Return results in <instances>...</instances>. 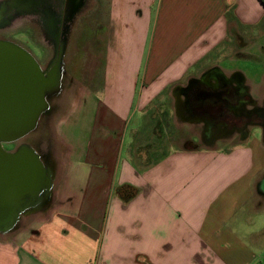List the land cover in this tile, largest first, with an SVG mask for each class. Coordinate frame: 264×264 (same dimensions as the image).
<instances>
[{
  "label": "crops",
  "instance_id": "crops-1",
  "mask_svg": "<svg viewBox=\"0 0 264 264\" xmlns=\"http://www.w3.org/2000/svg\"><path fill=\"white\" fill-rule=\"evenodd\" d=\"M106 4L100 72L80 76L77 119L58 130V179L33 221L0 234V264H264V140L193 131L206 87L251 82L235 59L264 32V4Z\"/></svg>",
  "mask_w": 264,
  "mask_h": 264
},
{
  "label": "water",
  "instance_id": "water-1",
  "mask_svg": "<svg viewBox=\"0 0 264 264\" xmlns=\"http://www.w3.org/2000/svg\"><path fill=\"white\" fill-rule=\"evenodd\" d=\"M62 49L50 69H42L34 56L10 41L0 40V232L16 227L20 214L48 201L53 175L38 152L22 143L6 150L35 129L47 111V97L61 86ZM264 191V178L261 182Z\"/></svg>",
  "mask_w": 264,
  "mask_h": 264
},
{
  "label": "rangeland",
  "instance_id": "rangeland-1",
  "mask_svg": "<svg viewBox=\"0 0 264 264\" xmlns=\"http://www.w3.org/2000/svg\"><path fill=\"white\" fill-rule=\"evenodd\" d=\"M86 5L87 6L83 9L82 14L80 15L82 16L80 17L81 20L79 23L77 22L74 25L67 39L62 61L64 69L61 67L62 75L60 91L58 95L54 94L56 96L52 98L51 96L53 95L47 97V101L49 102V111L43 116L39 117L38 123L34 130L14 142L3 144L6 150H14L20 144L25 143L32 146L36 151H41V153H43L47 159V166L51 169L53 177L58 172V170L56 172V169H59L61 153L63 152L64 148V145L58 134V130L59 132L62 131V129L66 128L69 123H72L73 120L75 121L77 119L78 110L75 99L79 78L80 76H85L89 73H92L93 75V72H96L97 74L100 72L98 63L102 60L101 55L99 54L101 43L97 39L96 35L98 30L101 32V29H96L94 27L93 17L103 14L107 4L106 0H99V7L96 8V10L94 9L93 0H89ZM37 33L40 35L38 30ZM26 35V30H24L22 31V34L17 36V38L27 42ZM39 38L41 39V36ZM256 42L257 45L252 44L246 49L248 51L247 53L249 57H239L235 60L239 61L237 67H241L244 71H249V69H251L255 73L252 74L253 76H249L250 81L255 84H251V82L242 83L245 87L243 92L247 93L251 100L241 102L240 108H243L244 113L248 112V110L259 108L261 114H263L264 32H262L261 35L257 37ZM34 51V54L37 55V49H34ZM51 55L52 53L49 51V53H47V57L50 58ZM261 73L263 74L260 77ZM213 86H217V84L215 83ZM63 116L64 118L62 120ZM209 119L210 117L207 119V127L196 126L193 130L194 133L199 136L201 135L206 137L207 139H212V144H216L219 147H222L231 141H239L243 138L241 135L236 133H233L227 137L222 136L220 131L218 133H213V135L210 136V133L207 132L209 128ZM211 120L214 129L217 130L218 128L224 127L222 128L224 131L225 128H227L225 127V124L220 125V121L217 118H214V116ZM254 121L259 126H262L260 130H253L254 133H259L264 139V116L261 115L255 117ZM73 128L77 130L76 125L73 126ZM58 173L56 175L57 179L59 175ZM44 205L45 204H38L37 206L31 207L24 213L20 214L15 228H18L20 224L24 222L33 221L37 217L36 212L41 210ZM8 232H11V230Z\"/></svg>",
  "mask_w": 264,
  "mask_h": 264
},
{
  "label": "flooded vegetation",
  "instance_id": "flooded-vegetation-1",
  "mask_svg": "<svg viewBox=\"0 0 264 264\" xmlns=\"http://www.w3.org/2000/svg\"><path fill=\"white\" fill-rule=\"evenodd\" d=\"M84 8L85 0H0V40L15 43L31 53L44 70L51 68L52 59L62 49L60 67L64 69L62 61L66 42ZM24 30L27 42L17 38ZM34 49H37V55L34 54ZM49 51L52 53L50 58L47 57ZM216 84L217 86L206 87L202 95L205 103L200 104L210 113L207 132L213 135L220 131L226 137L236 133L245 137L255 129L260 130L262 126L256 124L254 118L264 116V113L261 114L259 108L244 113L243 108H240L241 102L251 100L243 92L244 85L238 80H221ZM48 111L49 108L41 116ZM213 116L220 121V125L225 124V132L222 129L224 127L214 129L211 120ZM38 153L47 165L44 154L41 151Z\"/></svg>",
  "mask_w": 264,
  "mask_h": 264
},
{
  "label": "trees",
  "instance_id": "trees-1",
  "mask_svg": "<svg viewBox=\"0 0 264 264\" xmlns=\"http://www.w3.org/2000/svg\"><path fill=\"white\" fill-rule=\"evenodd\" d=\"M262 1V3L264 4V0H261Z\"/></svg>",
  "mask_w": 264,
  "mask_h": 264
}]
</instances>
